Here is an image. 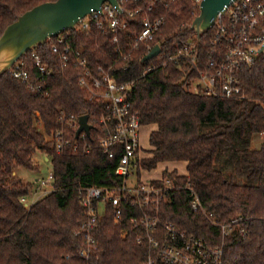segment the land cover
<instances>
[{
    "label": "trees",
    "instance_id": "1",
    "mask_svg": "<svg viewBox=\"0 0 264 264\" xmlns=\"http://www.w3.org/2000/svg\"><path fill=\"white\" fill-rule=\"evenodd\" d=\"M50 0H0V35L18 15ZM128 3V7H133ZM154 15H164L165 23L156 35L163 47L175 49L177 42L195 38L191 27L199 14L195 0H157ZM141 27L140 16L130 23L128 33ZM87 35L70 29V43L84 47L91 65L108 63L115 43L109 29L95 27ZM213 29L201 34L198 50L207 52ZM126 32H122L125 45ZM37 50L53 73L48 78V93L31 91L8 70L0 74V264H85L78 250L84 238L75 232L84 219L82 190L93 185L122 184L115 173L119 152L103 153L92 131L87 153L65 149L57 152L47 139L61 128L60 108L69 113L93 114L98 103L88 99L77 83L81 69L63 66L50 50L49 41ZM27 52L24 57L28 55ZM140 47L120 80L134 79L129 99L144 125H153L149 135L150 158L136 168H156L159 163L186 162V174L164 169L174 189L161 206V216L180 228L203 237L212 245L224 247V264H264V139L254 146L255 135L264 134V55L251 67L241 69L244 98L208 96L190 89L194 68L170 62L143 74L152 60ZM42 151L54 173L52 189L29 207L22 198L31 197L33 183L24 182L17 169L38 170L34 155ZM157 183H160L157 181ZM188 183L199 195L206 214L193 211ZM114 208L108 206L98 221L97 254L88 264H142L147 246L136 240L125 209L121 223L114 221ZM219 222L242 217L244 230L222 237ZM128 228L126 237L121 229Z\"/></svg>",
    "mask_w": 264,
    "mask_h": 264
},
{
    "label": "built area",
    "instance_id": "2",
    "mask_svg": "<svg viewBox=\"0 0 264 264\" xmlns=\"http://www.w3.org/2000/svg\"><path fill=\"white\" fill-rule=\"evenodd\" d=\"M157 0H117L118 6L104 1L100 9L92 10L80 18L75 28L92 33L93 27L100 33L109 29L115 43L114 55L109 56L108 63L91 65L84 47L70 43L71 32H63L49 37L50 50L63 66L79 67L78 85L83 88L88 99L98 103L94 113L88 114L90 133L81 131L79 116L60 108L57 119L61 123L47 136L57 152L69 149L73 152L91 150L89 138L96 131V138L103 153L113 157L119 152L115 173L123 178L122 184L112 186H89L82 190L81 204L84 217L76 235L84 238L85 245L79 248L78 256L88 264L97 254L98 238L96 229L98 221L110 205L114 208V221L121 223L125 209L133 211L129 216L132 229L136 230V240L147 246V255L142 264H224V247L212 245L203 237L180 228L175 222L165 220L161 216V206L168 199L174 184L168 176L160 174L154 177H143L149 172L147 168H136L145 158V146L142 144L144 125L139 113L133 108L129 99L135 83L134 79L120 80L119 73L126 70L134 54L144 47L146 54L155 46L160 51L148 60H152L143 68V74L170 62L183 63L194 68L196 75L190 80L194 91L208 96L239 97L246 96L241 69L253 66L264 44V0H232L225 9L219 12L214 24L212 36L208 41L207 52L201 57L195 38L180 40L176 48L170 50L156 41V35L165 23L164 15H154ZM200 3L201 0H195ZM133 3V7H128ZM140 16L141 27L138 31L128 33L130 23ZM89 17V18H88ZM209 28V29H211ZM208 29V30H209ZM125 45L122 43V32H126ZM45 42V43H46ZM38 46V45H37ZM37 46L30 48L28 55H22L10 67L11 74L25 83L27 87L40 94L48 93V78L53 69L48 66ZM145 54V55H146ZM264 55V54H263ZM50 170L39 186H50L53 179ZM160 182V183H157ZM52 188V187H51ZM193 211L206 214L199 195L188 183ZM36 198L23 197L22 202L29 208ZM210 221L217 225L222 237L229 235L233 229L243 231L239 221L242 217H234L221 223L215 217ZM128 228L121 229V236L126 237Z\"/></svg>",
    "mask_w": 264,
    "mask_h": 264
},
{
    "label": "water",
    "instance_id": "3",
    "mask_svg": "<svg viewBox=\"0 0 264 264\" xmlns=\"http://www.w3.org/2000/svg\"><path fill=\"white\" fill-rule=\"evenodd\" d=\"M104 1H110L118 6L117 0H50L41 2L18 15L0 35V74L8 71L12 64L30 48L44 44L49 37L64 30L75 28L80 18L88 15L92 10L100 9ZM231 1H200L199 14L191 23L199 40L201 34L214 24L218 13H225L226 6ZM159 51L160 46L157 44L143 57V60L152 58ZM259 51L264 54V44ZM90 128L88 114H81L76 136L81 131L89 134Z\"/></svg>",
    "mask_w": 264,
    "mask_h": 264
},
{
    "label": "rangeland",
    "instance_id": "4",
    "mask_svg": "<svg viewBox=\"0 0 264 264\" xmlns=\"http://www.w3.org/2000/svg\"><path fill=\"white\" fill-rule=\"evenodd\" d=\"M89 18V17H88ZM191 90H194V84L189 86ZM155 126H145L142 129V144L146 147L144 156L145 158H150L152 154L149 152V135L150 131L154 129ZM264 139V134H257L254 137L253 144L254 146L258 147L262 140ZM33 161L38 165V170H29L26 168H19L16 171V174L21 177L24 182H31L33 183V194L32 196L36 199L42 197L44 194L49 192L52 188L50 186H39L40 182L43 178H46L51 168V163L48 161V157L42 152L38 151L33 158ZM164 169H176L179 173L186 172V164L182 161L179 162H172V163H162L158 164L156 168L149 170V172L143 173V177H154L160 174H164Z\"/></svg>",
    "mask_w": 264,
    "mask_h": 264
},
{
    "label": "crops",
    "instance_id": "5",
    "mask_svg": "<svg viewBox=\"0 0 264 264\" xmlns=\"http://www.w3.org/2000/svg\"><path fill=\"white\" fill-rule=\"evenodd\" d=\"M152 126V125H151ZM151 132V131H150ZM182 162H184L185 164H186V162L185 161H182ZM163 163V162H162ZM162 163H160V164H162ZM167 163H172V162H167ZM170 170H173V169H170ZM187 173V171L185 172V173H183V174H186ZM179 174H182V173H179Z\"/></svg>",
    "mask_w": 264,
    "mask_h": 264
}]
</instances>
